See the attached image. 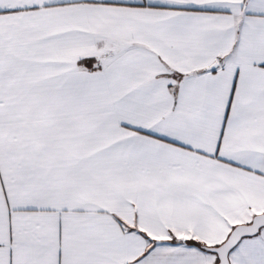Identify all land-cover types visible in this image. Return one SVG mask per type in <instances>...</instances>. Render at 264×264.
Here are the masks:
<instances>
[{
  "label": "snow or ice",
  "instance_id": "6c2138e0",
  "mask_svg": "<svg viewBox=\"0 0 264 264\" xmlns=\"http://www.w3.org/2000/svg\"><path fill=\"white\" fill-rule=\"evenodd\" d=\"M0 264H264V0H0Z\"/></svg>",
  "mask_w": 264,
  "mask_h": 264
}]
</instances>
